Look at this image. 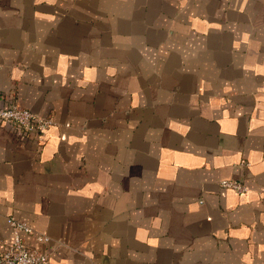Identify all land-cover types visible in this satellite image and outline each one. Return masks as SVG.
<instances>
[{
  "label": "crops",
  "instance_id": "1",
  "mask_svg": "<svg viewBox=\"0 0 264 264\" xmlns=\"http://www.w3.org/2000/svg\"><path fill=\"white\" fill-rule=\"evenodd\" d=\"M12 103L54 123L0 125V252L13 217L50 264H264V0H0Z\"/></svg>",
  "mask_w": 264,
  "mask_h": 264
},
{
  "label": "built area",
  "instance_id": "2",
  "mask_svg": "<svg viewBox=\"0 0 264 264\" xmlns=\"http://www.w3.org/2000/svg\"><path fill=\"white\" fill-rule=\"evenodd\" d=\"M53 123L51 117L37 115L15 103L0 106L1 127L7 129L19 143L33 140L39 145L42 144L45 131ZM219 185L238 194L247 191L243 183L233 179L220 180ZM7 223L11 228L12 242L0 252V264H50V247L48 246L51 239L49 236L36 232L27 223L13 217H8ZM28 235H34L39 244L38 247L26 244L24 237Z\"/></svg>",
  "mask_w": 264,
  "mask_h": 264
}]
</instances>
